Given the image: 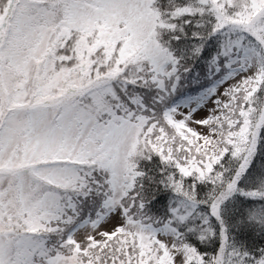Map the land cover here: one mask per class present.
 <instances>
[{"label": "snow or ice", "instance_id": "6c2138e0", "mask_svg": "<svg viewBox=\"0 0 264 264\" xmlns=\"http://www.w3.org/2000/svg\"><path fill=\"white\" fill-rule=\"evenodd\" d=\"M0 264H264V0H0Z\"/></svg>", "mask_w": 264, "mask_h": 264}, {"label": "rangeland", "instance_id": "374dc122", "mask_svg": "<svg viewBox=\"0 0 264 264\" xmlns=\"http://www.w3.org/2000/svg\"><path fill=\"white\" fill-rule=\"evenodd\" d=\"M202 115V114H201Z\"/></svg>", "mask_w": 264, "mask_h": 264}]
</instances>
